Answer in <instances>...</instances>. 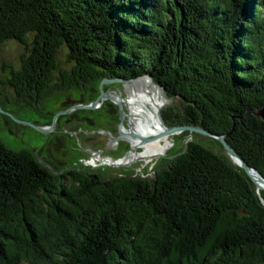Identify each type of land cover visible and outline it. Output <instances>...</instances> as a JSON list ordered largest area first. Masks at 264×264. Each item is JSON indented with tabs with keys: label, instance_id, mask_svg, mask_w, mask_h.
I'll return each mask as SVG.
<instances>
[{
	"label": "trees",
	"instance_id": "trees-1",
	"mask_svg": "<svg viewBox=\"0 0 264 264\" xmlns=\"http://www.w3.org/2000/svg\"><path fill=\"white\" fill-rule=\"evenodd\" d=\"M263 8L264 0H0V50L23 47L18 67L5 63L0 106L18 117L10 106L35 111L55 91L151 75L185 102L161 111L168 126L226 135L264 176ZM190 135L199 133L181 132ZM205 137L216 146L193 138L153 177L58 169L0 138V264H264V189Z\"/></svg>",
	"mask_w": 264,
	"mask_h": 264
},
{
	"label": "rangeland",
	"instance_id": "rangeland-1",
	"mask_svg": "<svg viewBox=\"0 0 264 264\" xmlns=\"http://www.w3.org/2000/svg\"><path fill=\"white\" fill-rule=\"evenodd\" d=\"M22 52V45L16 41H8L2 46L0 50V77L6 78L9 73V68L5 66V63H10L15 67H18ZM59 58L64 67L70 66V64H68L67 50L65 48L60 52ZM144 77H147L145 78V85L148 86L145 90L148 89L147 95L151 98L155 110V104L162 105L165 102L163 99L164 96L168 98L169 102H167L161 111L169 106H175L182 111L185 109V102L180 97L168 96L167 92L162 87L152 82L148 76ZM132 81L133 80L122 83H103V89L104 86H110V88H107L106 90L115 92L119 91L126 97L130 96V92H132L134 96H137L135 88L143 92L144 89L142 90V87L144 83ZM101 83L102 82L100 81L99 84L93 85V88L90 87L84 92L66 93L63 91H55L54 94L47 98L44 101V104L35 111L21 109V107L18 106H10L12 108L14 107L15 110H18L16 115L20 119L38 125L47 124L49 122V117L52 114H58L60 111L67 110L68 108L72 109L68 112L61 113L55 121V130L48 133H43L30 125L7 118L0 113V138L7 146L15 150L28 149L34 151L39 159H42L44 162L52 161L51 163H54L53 165L58 169H68L74 166L92 170L104 168L107 169L108 173H128V171H131V173H134L135 175L145 177H153L155 166L160 161L164 158L172 157L175 153L183 149L187 142L193 138L204 141L214 147L216 146L214 142L209 141L210 139H207L203 134L181 137V133H176L169 136L172 146L167 152L155 156L152 159L137 157L126 163L118 164L116 162L117 159L126 157L129 153H132V151L136 152V150H143V147H133V140H141L129 135L130 130L142 134L143 129L138 124L141 121L142 116L150 120L152 125L157 122L153 115L149 114V112L147 115L146 111L140 113V117H135L138 116L137 111L143 109H140L139 106L130 104V101L128 100L127 105L131 115L130 120L126 116L123 120L120 118L119 107L117 103L111 99L103 100L100 104L101 106H97L95 109L75 107L77 104L89 103L93 101V99L95 100L98 98L102 86ZM7 94L11 98H14L11 89L7 90ZM123 107L127 113V106L123 105ZM117 112L119 114L118 118L115 115ZM124 124V130L121 132V125ZM142 126L147 127L148 124L143 122ZM148 131L155 132L153 130ZM120 132L125 134V139H120L118 141L111 139L113 136H119ZM127 132L128 134L126 135ZM158 132H160V130H158ZM156 140L157 139L153 140L154 142L150 141L151 143H147H149L148 145L150 146H156ZM127 145H129V148L126 147ZM95 154L98 155V158Z\"/></svg>",
	"mask_w": 264,
	"mask_h": 264
},
{
	"label": "water",
	"instance_id": "water-1",
	"mask_svg": "<svg viewBox=\"0 0 264 264\" xmlns=\"http://www.w3.org/2000/svg\"><path fill=\"white\" fill-rule=\"evenodd\" d=\"M144 76H148V78L151 79L152 82L155 83L154 81V78L153 76L151 75H144ZM144 76H141V77H144ZM139 77V78H141ZM135 79H138V78H135ZM133 79V80H135ZM130 80H126V79H123V78H114V79H110V78H104L101 82V89H100V95L98 96V98H96L95 100L89 102V103H81V104H77L75 107L76 108H85V109H95L98 104H101V102L105 99H112L111 97L107 96L106 94L107 93H110V92H114L116 93L115 91H110V90H104L103 89V83H113V82H118V83H122V82H129ZM156 85L160 86L159 84L155 83ZM161 87V86H160ZM113 100V99H112ZM113 101H115L119 107V110H120V118H122V120L125 118V116L127 115L126 111L124 110V107H123V104L121 101L119 100H116L114 99ZM72 108H68L67 110H64V111H60V113L58 114H55L53 116V120L51 121V123L49 125H38L36 123H33V122H28V121H24L18 117H16L14 114H12L11 112L9 111H6L4 110L1 106H0V112L3 113V114H6V115H9L11 116L14 120H16L17 122H20V123H23V124H27V125H30L36 129H38L39 131L43 132V133H48L52 130H55V121L56 119L58 118V116L61 114V113H65V112H68L70 111ZM257 115H260L264 118V107L262 109H260L257 113ZM158 119L163 123L164 125V128L162 129L161 132L157 133V134H154V135H150V136H144L142 134H139L138 132L136 131H133V130H130L129 132V135L131 136H134L138 139H140L142 142H150V141H153L155 139H159L161 137H164V136H169V135H173V134H176V133H181L185 130H188L192 133H199V134H203L205 136H210V137H213L215 139H218L225 147V152L229 155V157L234 161V163L242 166L247 172L248 174L253 178V180L257 183L258 185V182H257V179H260L262 182H263V189H264V176L262 175V173L260 171H258L257 169L251 167L235 150L234 148L229 144V142L226 140V135H219V134H216V133H213L212 131L210 130H207V129H204L202 127H199V126H194V125H175V126H168L166 124V122L164 121L163 119V116H162V113H161V110L159 111L158 113ZM112 140L114 141H118L120 139H125V134L121 133L120 132V135L117 136V137H112L111 138ZM253 172H255L256 174H258V177H255L253 175Z\"/></svg>",
	"mask_w": 264,
	"mask_h": 264
},
{
	"label": "bare ground",
	"instance_id": "bare-ground-1",
	"mask_svg": "<svg viewBox=\"0 0 264 264\" xmlns=\"http://www.w3.org/2000/svg\"><path fill=\"white\" fill-rule=\"evenodd\" d=\"M145 78H147V77L138 78V79H135V80L132 81V82L144 83L143 87H142V90L144 89L143 92L140 91V90H137V88H135L136 92H137V96L136 95L134 96L132 94V92H130V96L126 97V96L122 95V93L119 92V91L116 92V93L110 92V93H107L106 95L111 97L113 100L116 99V100L121 101L124 106L125 105L127 106L128 111H127L126 117H128L129 120L131 119V115H130L129 108H128V105H127V100L130 101V104L139 106L140 109H143L141 111H137L138 116H135V117H137V118L140 117L141 116L140 113H144L145 111H146L147 115H148V112H149V114L153 115V117H154V119L156 120L157 123H154L152 125L150 120H148L144 116H142L141 121L138 123L139 126L143 129L142 130V134L144 136H150V135H154V134L159 133L158 130H160V132H161L162 129L164 128L163 123L158 119V113L167 104V102H169V101H168V98L166 96H164L163 99L165 100V102L162 105L155 104L156 110H157L156 111L155 108H154V105L151 102V98L147 95L148 89L145 90L146 87L148 88V86L145 85L146 84ZM100 106L101 105L98 104V107H100ZM143 122L145 124L147 123L148 126L147 127L146 126H142ZM124 126H125V124L121 125V128H120L121 132L124 130ZM148 130H153L155 132H150ZM127 134H128V132L126 133V135ZM169 136H171V135H169ZM169 136H164V137H161V138L157 139L155 141L157 143L156 146H152V145L150 146V145H148L149 143H145V142H142V141H136V140L132 139L133 143H134V144L132 143L134 145L133 147L134 148L143 147V150L142 151L136 150V152L132 151V153H129L126 157L117 159L116 162L118 164H121V163H126V162H128L130 160H134L137 157H145V158L152 159L155 156H159V155L167 152L171 148L172 144H171V140H170ZM153 144H155V143H153ZM95 155L98 158V155L97 154H95ZM253 175L255 177H258V174H256L255 172H253ZM257 182H258V188L260 190L263 189V182L260 179H257Z\"/></svg>",
	"mask_w": 264,
	"mask_h": 264
}]
</instances>
